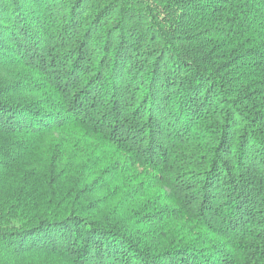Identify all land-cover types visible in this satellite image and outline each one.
Masks as SVG:
<instances>
[{
  "label": "trees",
  "instance_id": "trees-1",
  "mask_svg": "<svg viewBox=\"0 0 264 264\" xmlns=\"http://www.w3.org/2000/svg\"><path fill=\"white\" fill-rule=\"evenodd\" d=\"M0 264H264V0H0Z\"/></svg>",
  "mask_w": 264,
  "mask_h": 264
},
{
  "label": "rangeland",
  "instance_id": "rangeland-1",
  "mask_svg": "<svg viewBox=\"0 0 264 264\" xmlns=\"http://www.w3.org/2000/svg\"><path fill=\"white\" fill-rule=\"evenodd\" d=\"M198 178V177H197Z\"/></svg>",
  "mask_w": 264,
  "mask_h": 264
}]
</instances>
